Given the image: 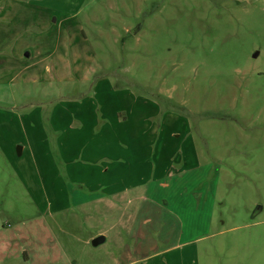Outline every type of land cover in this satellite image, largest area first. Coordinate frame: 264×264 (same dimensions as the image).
Wrapping results in <instances>:
<instances>
[{
	"label": "rangeland",
	"instance_id": "374dc122",
	"mask_svg": "<svg viewBox=\"0 0 264 264\" xmlns=\"http://www.w3.org/2000/svg\"><path fill=\"white\" fill-rule=\"evenodd\" d=\"M0 264H264V0H0Z\"/></svg>",
	"mask_w": 264,
	"mask_h": 264
},
{
	"label": "crops",
	"instance_id": "0c3cea01",
	"mask_svg": "<svg viewBox=\"0 0 264 264\" xmlns=\"http://www.w3.org/2000/svg\"><path fill=\"white\" fill-rule=\"evenodd\" d=\"M2 13H5V12H2ZM54 22H55V18H54ZM117 114L119 115V116H122V118L123 119H125L126 117L123 115V113H121L120 111H118L117 112ZM103 118H105V116H102ZM108 120V119H107ZM95 119H93V118H91L90 120H89V122L86 124V127L88 128V126H89V128L88 129H90V131L92 132L93 131V133L94 132H98L97 133V136H96V139L98 140V139H100V134H101V130L103 129V128H105L106 127V125L105 124H100V126H99V129H95L96 127H95ZM99 130V131H98ZM18 147V146H17ZM17 147H16V152H17ZM23 149H24V146L22 147V146H20V153L18 154L17 153V155H20L21 153H22V151H23ZM129 176H130V173H127ZM91 177L92 178H95V181H94V183L89 187L90 189H95L96 187H97V189H100V190H97V192H100V193H103L104 195H96L95 197H93V198H91L87 203L89 204V205H93V204H96V203H101V199L103 198V196H107V194H108V192H109V190H110V186H109V184L106 182V181H104L103 183H102V181H101V176H99V175H95V174H92L91 175ZM102 183V184H101ZM100 184H101V186H100ZM132 186V185H131ZM99 187V188H98ZM129 189H130V187H128V186H126V187H124L123 188V190L122 191H129ZM132 189H135V188H133L132 187ZM132 199V197H129L128 199H127V202H128V200H131ZM108 202H107V199H106V204H107ZM99 235H101V236H103L104 237V241L106 240V237H105V235H104V232L101 230H98L94 235H91V237L90 238H92V239H94L95 237H97V236H99ZM92 239H91V241H92ZM103 241V242H104Z\"/></svg>",
	"mask_w": 264,
	"mask_h": 264
},
{
	"label": "water",
	"instance_id": "95a60500",
	"mask_svg": "<svg viewBox=\"0 0 264 264\" xmlns=\"http://www.w3.org/2000/svg\"><path fill=\"white\" fill-rule=\"evenodd\" d=\"M53 21H54V18H53ZM25 55L28 56V53L26 52ZM17 153L18 154L20 153V146L17 147ZM103 241H104V237L99 235V236L95 237L94 239H92L91 243L93 246H96V245L102 243Z\"/></svg>",
	"mask_w": 264,
	"mask_h": 264
}]
</instances>
